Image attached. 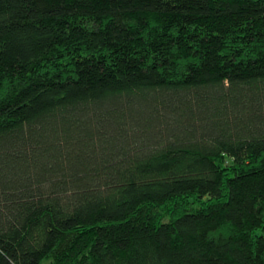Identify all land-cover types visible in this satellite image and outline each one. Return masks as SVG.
I'll list each match as a JSON object with an SVG mask.
<instances>
[{
    "label": "trees",
    "instance_id": "16d2710c",
    "mask_svg": "<svg viewBox=\"0 0 264 264\" xmlns=\"http://www.w3.org/2000/svg\"><path fill=\"white\" fill-rule=\"evenodd\" d=\"M0 264H264V0H0Z\"/></svg>",
    "mask_w": 264,
    "mask_h": 264
}]
</instances>
